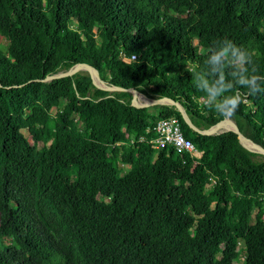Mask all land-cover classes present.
<instances>
[{"label":"trees","instance_id":"trees-1","mask_svg":"<svg viewBox=\"0 0 264 264\" xmlns=\"http://www.w3.org/2000/svg\"><path fill=\"white\" fill-rule=\"evenodd\" d=\"M0 37V264H222L220 251L228 264H264V163L236 134L190 132L168 110L200 159L130 144L152 137L163 109L102 98L88 77L38 81L92 59L115 87L156 90L221 121L186 66L227 38L264 75V0H0ZM78 64L100 75L90 60L55 73ZM110 93L138 106L130 92ZM234 117L264 148V91Z\"/></svg>","mask_w":264,"mask_h":264},{"label":"clouds","instance_id":"clouds-1","mask_svg":"<svg viewBox=\"0 0 264 264\" xmlns=\"http://www.w3.org/2000/svg\"><path fill=\"white\" fill-rule=\"evenodd\" d=\"M185 70L203 93L204 106L222 117H234L247 96L264 91V75L259 74L252 54L227 38L209 46L202 64Z\"/></svg>","mask_w":264,"mask_h":264},{"label":"water","instance_id":"water-1","mask_svg":"<svg viewBox=\"0 0 264 264\" xmlns=\"http://www.w3.org/2000/svg\"><path fill=\"white\" fill-rule=\"evenodd\" d=\"M87 60L92 61V62L95 63V65L98 67V69H99V71H100V80L102 81V83L104 84V86H100V87L95 86V85L93 84V82H92L91 77H89V76H87V75H81V76L64 75V76H62V77H65V76H70V77H73V78H77V77H88V78L90 79L92 85H93L95 88L100 89V90L103 91L104 95H103L102 98H105V97H106V98H111V99L115 100L116 102H118V103H120V104H122V105H125V106H127V107H129V108H131V109H141V110H143V109H154V108H155V109H165V110H171V111L178 112V113H180L181 117H182L183 120L186 122V124L190 127V129L192 130V132H199V133H202V134H219V133H222V132H228V131L233 132L234 134H236L238 141L240 142L241 146L245 149V151H246L247 155L249 156V158H250L252 161H254L255 163H264V162H257V161H255V160H253V159L251 158L249 151H248L247 148L243 145V143H242V139H241V137L239 136L238 132H237L235 129L231 128V129L223 130V131H221V132H217V133H204V132H201V131H195V130L192 129V126H191L190 120L187 118L188 116L185 115V111L188 112V113L190 114L189 118H191L193 121H199V122H203V123L210 122V123H213V124L220 125V127H222V126L224 125V121H225L226 117H225L224 119H222L221 121H214V120H212V119H201V118H198V117H197V116H196V115H195L190 109H188L187 107H185L184 105H182L179 101H177V100H173V99H171V98L164 97V96H162V95H161L158 91H156V90H153V91L157 92V93L162 97V100H160L159 102H156V103H154V104H152V103H148V104H146V105H142V106H133V105H131L130 103H128V102H126V101L120 99L119 97L114 96L112 93L108 92V87H113V88H119V87H115L114 85H111V84L105 79L104 74H103V72H102L100 66H99L94 60H92V59H86V60H82V61H78V60H66V61H68V62L83 63V62H85V61H87ZM66 61H64V62H66ZM64 62H62V64H63ZM62 64H61V65H62ZM61 65H60V66H61ZM60 66H59V67H60ZM59 67H58V68H59ZM58 68H56V70H57ZM56 70H55L53 73L47 75L44 79H40V80H38V81H39V82H42V83L49 84V83H51V82H53V81H55V80H59V79L62 78V77H55V76H54V73L56 72ZM119 89H121V90H123V91H128V90H125V89H123V88H119ZM236 118H237V119H240V118H238V117H236ZM240 120H242L243 123L247 126V128H248V130H249V133H250V128L248 127V125L246 124V122H245L243 119H240ZM250 138H251V136H250ZM251 142H252L256 147H258V148H260L261 150L264 151V148H262V147L258 146L257 144H255L252 140H251Z\"/></svg>","mask_w":264,"mask_h":264},{"label":"built area","instance_id":"built-area-1","mask_svg":"<svg viewBox=\"0 0 264 264\" xmlns=\"http://www.w3.org/2000/svg\"><path fill=\"white\" fill-rule=\"evenodd\" d=\"M135 59L136 56L132 55L124 60L130 62ZM150 133L152 135L151 138L146 139L145 136L131 138L130 144L147 142L156 148L172 147L177 152H187L192 158L200 159L202 156V151L195 149L192 142L184 137L178 120L173 116H161V119L151 128ZM116 144L120 145V143ZM121 167L123 168V165Z\"/></svg>","mask_w":264,"mask_h":264},{"label":"bare ground","instance_id":"bare-ground-1","mask_svg":"<svg viewBox=\"0 0 264 264\" xmlns=\"http://www.w3.org/2000/svg\"><path fill=\"white\" fill-rule=\"evenodd\" d=\"M88 71L91 78H92V81L93 83L100 87V86H104V84L102 83V81L100 80V75L99 73L93 69L91 66L87 65V64H78V65H75L69 69H67L65 72H58V73H55L54 76L55 77H62L64 75H75L77 71ZM114 91H123L119 88H111V87H108V92H114ZM126 92H130L133 97H134V102L136 105L138 106H142V105H146L148 103H156V102H159L160 100L162 99H154V98H149L143 94H138L137 92H133V91H126ZM185 115L188 116L187 112L185 111ZM189 120H190V123H191V126H192V129L195 130V131H201V132H204V133H217V132H221L223 130H227V129H235L239 136L241 137L242 139V143L243 145L247 148L248 151L252 152V153H256V154H263L264 155V151L261 150L260 148L256 147L254 144H249L247 143L244 135L241 133V131L239 130L237 124L235 122H232V121H228L227 119H225L224 121V125L222 127H220V125H213L207 129H200L198 128L192 121L191 119L189 118V116L187 117Z\"/></svg>","mask_w":264,"mask_h":264},{"label":"rangeland","instance_id":"rangeland-1","mask_svg":"<svg viewBox=\"0 0 264 264\" xmlns=\"http://www.w3.org/2000/svg\"><path fill=\"white\" fill-rule=\"evenodd\" d=\"M6 41H5V38H3V37H0V43H5ZM66 70H63L62 72H65ZM76 74H89V72L88 71H84V70H82V71H77L76 72ZM79 76H81V75H79ZM109 78H110V76H109ZM111 88H113V87H111ZM148 92H155V91H153V90H151V91H140V92H137L138 94H147ZM227 118V120L228 121H232V122H234V120L232 119V118H236V117H231V118H229V117H226ZM189 127V126H188ZM189 131L190 132H192V130L190 129V127H189ZM256 159H258V160H263L264 159V155L263 154H258L257 155V157H256ZM123 169H124V171L125 170H127V168H125L124 166H123ZM51 172V168L47 171V173L49 174ZM263 216V215H262ZM262 216L260 217V215L258 214V212H255L254 214H253V216H252V223H255L259 218L260 219H262ZM264 217V216H263ZM196 219H197V217L195 216V215H193L192 213H187L186 215H185V220H186V222L190 225V228H191V230L192 231H194L195 230V225H196ZM264 219V218H263ZM232 247H233V249L235 250V251H238V250H240L241 249V247H242V244L240 243V242H234L233 244H232ZM219 257H220V259H221V263L222 264H228L229 263V260H230V255H229V253H226V252H222V251H220L219 253ZM240 262L242 263L243 262V258H241L240 259Z\"/></svg>","mask_w":264,"mask_h":264},{"label":"crops","instance_id":"crops-1","mask_svg":"<svg viewBox=\"0 0 264 264\" xmlns=\"http://www.w3.org/2000/svg\"><path fill=\"white\" fill-rule=\"evenodd\" d=\"M168 114V110H165V109H163L162 111H159L158 112V115L159 116H165V115H167Z\"/></svg>","mask_w":264,"mask_h":264}]
</instances>
